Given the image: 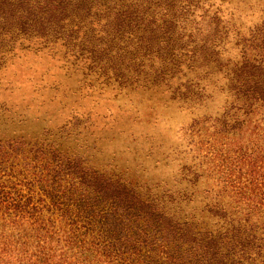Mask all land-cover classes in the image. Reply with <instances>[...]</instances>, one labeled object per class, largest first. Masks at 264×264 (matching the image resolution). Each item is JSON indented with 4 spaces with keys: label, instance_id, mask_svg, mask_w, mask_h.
<instances>
[{
    "label": "rangeland",
    "instance_id": "1",
    "mask_svg": "<svg viewBox=\"0 0 264 264\" xmlns=\"http://www.w3.org/2000/svg\"><path fill=\"white\" fill-rule=\"evenodd\" d=\"M74 4L13 38L0 29V138L78 158L179 221L217 227L223 165L256 160L249 138L262 153L264 102L234 111L229 80L264 0Z\"/></svg>",
    "mask_w": 264,
    "mask_h": 264
},
{
    "label": "trees",
    "instance_id": "2",
    "mask_svg": "<svg viewBox=\"0 0 264 264\" xmlns=\"http://www.w3.org/2000/svg\"><path fill=\"white\" fill-rule=\"evenodd\" d=\"M82 2L0 0V29L16 32L7 34L13 38ZM244 42L229 81L234 111L248 113L264 102V21ZM260 121L262 153L249 138L245 146L256 160L223 165L218 199L208 209L220 220L213 229L173 218L78 158L22 137L0 138V264H264Z\"/></svg>",
    "mask_w": 264,
    "mask_h": 264
}]
</instances>
